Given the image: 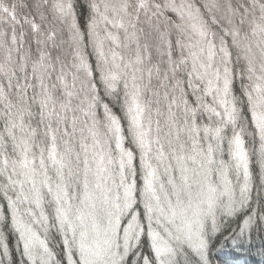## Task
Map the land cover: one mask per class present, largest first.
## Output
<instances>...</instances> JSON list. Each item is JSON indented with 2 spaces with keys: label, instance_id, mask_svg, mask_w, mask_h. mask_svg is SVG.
I'll list each match as a JSON object with an SVG mask.
<instances>
[{
  "label": "snow or ice",
  "instance_id": "1",
  "mask_svg": "<svg viewBox=\"0 0 264 264\" xmlns=\"http://www.w3.org/2000/svg\"><path fill=\"white\" fill-rule=\"evenodd\" d=\"M0 264H264V0H0Z\"/></svg>",
  "mask_w": 264,
  "mask_h": 264
}]
</instances>
